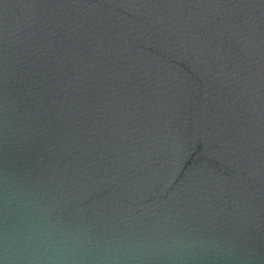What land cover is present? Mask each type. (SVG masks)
I'll return each mask as SVG.
<instances>
[{"label":"water","instance_id":"1","mask_svg":"<svg viewBox=\"0 0 264 264\" xmlns=\"http://www.w3.org/2000/svg\"><path fill=\"white\" fill-rule=\"evenodd\" d=\"M0 264H264V0H0Z\"/></svg>","mask_w":264,"mask_h":264}]
</instances>
